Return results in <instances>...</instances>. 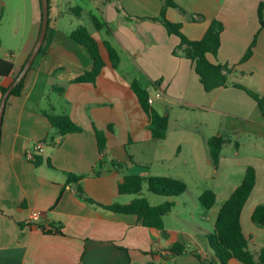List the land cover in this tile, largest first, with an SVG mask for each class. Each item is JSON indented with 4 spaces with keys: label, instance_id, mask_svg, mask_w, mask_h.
<instances>
[{
    "label": "crops",
    "instance_id": "crops-1",
    "mask_svg": "<svg viewBox=\"0 0 264 264\" xmlns=\"http://www.w3.org/2000/svg\"><path fill=\"white\" fill-rule=\"evenodd\" d=\"M90 1L88 6L111 28H97L93 15L99 16L87 8L93 20L89 31L105 60L97 79L74 81L93 67L89 50L71 36L81 25L72 8L80 5L58 0L52 15L51 1L42 52L26 75L23 92L8 98L0 139V264H206L215 254L208 234L250 165L257 180L242 225L252 247H264V226L252 219L264 203V117L254 97L235 86L241 83L264 95V23L259 15L264 0H174L178 6L168 7L167 18L181 23L192 40L203 38L214 19L224 23L219 52L208 57L232 71L228 86L211 91L180 49L181 38L159 19L164 0ZM35 9L33 32L15 46L2 40L0 56L25 64L40 34V0ZM196 14L203 17L195 20ZM105 40L120 54L118 67ZM254 40L253 54L243 60ZM135 79L150 96L161 93L152 105L169 116L163 139L153 137L150 117L132 88ZM13 80L0 75V86L9 87ZM2 97L0 91V103ZM52 110L69 115L83 131L62 135L43 112ZM96 129L107 136L103 153ZM217 134L229 141L215 164L209 138ZM38 141L44 142L43 151L36 152L42 157L39 165L27 157ZM128 174L170 176L187 183L186 191L175 196L152 192L147 184L143 188L152 205L175 203L164 216L168 236L143 225L137 215L86 200L131 202L137 195L119 189ZM207 189L217 195L209 209L200 201ZM33 210L43 213L38 222L31 221ZM174 216L176 222H170ZM176 241L190 251L171 253ZM230 264L244 263L232 258Z\"/></svg>",
    "mask_w": 264,
    "mask_h": 264
},
{
    "label": "trees",
    "instance_id": "trees-1",
    "mask_svg": "<svg viewBox=\"0 0 264 264\" xmlns=\"http://www.w3.org/2000/svg\"><path fill=\"white\" fill-rule=\"evenodd\" d=\"M41 1V0H40ZM169 6H178L174 0H164L159 19L164 22L171 33L177 34L181 38L180 49L186 57L191 59L195 64V69L200 76V80L207 91H211L218 87L229 85V74L232 69L227 64L221 62H212L208 54L217 55L221 45V34L224 30V23L218 19H214L203 38L199 40H192L183 32L181 23H175L167 18L166 12ZM51 8V0H50ZM74 14L81 17L83 8L76 6L72 8ZM42 10V3H41ZM259 15L263 25L264 15V1L259 8ZM202 14L193 15L195 20L202 18ZM43 19V14H42ZM94 22L97 28L102 29L111 28L106 22H102L96 15H93ZM1 20V12H0ZM49 20V28H50ZM42 25V23H41ZM41 30V29H40ZM73 39L84 45L90 52L93 59L92 69L86 71L83 75L77 77L74 81H89L94 82L103 71L105 60L102 55L99 41L92 35L88 27L79 25L71 32ZM105 46L109 52L110 59L114 67L120 64V54L118 50L111 44L110 41L105 40ZM256 41L254 40L248 48L243 60H247L253 54ZM1 46V38H0ZM42 48L39 51L40 55ZM36 57V59H37ZM34 60L32 66L34 65ZM24 64L18 65L12 60L0 56V75L11 76L16 78L22 71ZM32 68V67H31ZM26 76L14 87L10 95H20L23 92ZM236 87L246 90L254 99L260 108L264 117V95H261L241 83H235ZM132 88L137 93L140 102L150 117V128L155 139H163L166 137L169 128V116L161 114L152 104L149 103L150 93L138 79L132 82ZM8 87L0 86V91L4 94ZM57 90L63 91V87H56ZM50 119L52 125L62 134L65 135L71 132L83 131L69 115L59 114L52 111H43ZM96 134L99 141L100 151L103 153L107 147V136L104 131L96 129ZM229 141V137L223 134L213 135L209 138V145L211 148V157L215 164H218L221 149ZM33 161L39 165L42 162V157L35 156ZM74 180H79L82 176H73ZM257 175L254 166H248L245 177L242 183L232 192L230 197L222 205L215 223V229L208 234L209 242L214 250V258L206 262V264H230L232 258H237L244 264H264V247L255 249L251 245V238L248 237L242 225V213L244 206L250 198L253 189L256 185ZM147 184L148 189L152 192L164 195H180L187 189V183L183 180L170 176H142L135 174H128L124 177L119 185L121 193L136 194L137 197L131 202L122 204L115 202L112 204H102L96 202L92 198L86 196V200L95 205L101 206L105 209L112 210L119 213L137 215L143 225L147 227H154L160 229L164 236H168V231L164 225V216L172 211L175 203L173 201H166L159 205H152L149 200L142 194L144 186ZM80 192L84 193L80 188ZM62 193L59 195V201ZM217 195L213 189H207L200 195V201L206 208H212L216 203ZM252 219L255 223L264 226V203L259 204L253 214ZM170 251L174 255L182 254L190 251L186 243L173 242L170 246ZM196 256L201 257L197 252L191 250Z\"/></svg>",
    "mask_w": 264,
    "mask_h": 264
},
{
    "label": "rangeland",
    "instance_id": "rangeland-1",
    "mask_svg": "<svg viewBox=\"0 0 264 264\" xmlns=\"http://www.w3.org/2000/svg\"><path fill=\"white\" fill-rule=\"evenodd\" d=\"M52 1V15H54L57 9L58 0ZM60 1V0H59ZM83 9L81 14L80 23L85 25L88 29H93V20L91 14L86 10L89 8L100 18L101 15L92 7H89L88 4H92L90 0H75ZM36 5H39V0H0V38L1 43L8 46H15L20 43L22 40H25L29 34L34 30V18H35V8ZM65 5V4H64ZM38 8V7H37ZM76 16V15H75ZM77 20V19H76ZM78 21V20H77ZM79 22V21H78ZM175 119V115H173ZM242 137H247L242 135ZM245 140V139H244ZM145 193H149L145 189ZM170 222H176V216L170 217Z\"/></svg>",
    "mask_w": 264,
    "mask_h": 264
},
{
    "label": "water",
    "instance_id": "water-1",
    "mask_svg": "<svg viewBox=\"0 0 264 264\" xmlns=\"http://www.w3.org/2000/svg\"><path fill=\"white\" fill-rule=\"evenodd\" d=\"M42 3V25L39 37L33 47V50L28 57L27 61L24 64L22 71L19 75L13 80L11 85L8 87L7 91L3 94L1 103H0V139H1V129H2V119L4 115V110L8 101V98L14 89V87L27 75L28 71L31 69L34 60L36 59L39 51L41 50L48 33L49 29V20H50V0H41Z\"/></svg>",
    "mask_w": 264,
    "mask_h": 264
},
{
    "label": "built area",
    "instance_id": "built-area-1",
    "mask_svg": "<svg viewBox=\"0 0 264 264\" xmlns=\"http://www.w3.org/2000/svg\"><path fill=\"white\" fill-rule=\"evenodd\" d=\"M160 95H161V93L159 92L155 96H149V103L153 104L155 99H156V96H160ZM43 148H44V142L43 141H38L36 143V145H35L34 151H29L28 154H27V157L30 160H33L35 158V156H36V152L43 151ZM42 217H43V213L40 210H33L32 214H31V221L32 222H38L39 220L42 219ZM43 227L50 229V225L49 224H45V226H43Z\"/></svg>",
    "mask_w": 264,
    "mask_h": 264
}]
</instances>
